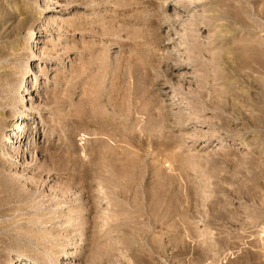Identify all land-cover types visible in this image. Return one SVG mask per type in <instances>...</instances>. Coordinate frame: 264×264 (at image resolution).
Masks as SVG:
<instances>
[{
  "label": "rangeland",
  "instance_id": "1",
  "mask_svg": "<svg viewBox=\"0 0 264 264\" xmlns=\"http://www.w3.org/2000/svg\"><path fill=\"white\" fill-rule=\"evenodd\" d=\"M0 264H264V0H0Z\"/></svg>",
  "mask_w": 264,
  "mask_h": 264
},
{
  "label": "bare ground",
  "instance_id": "2",
  "mask_svg": "<svg viewBox=\"0 0 264 264\" xmlns=\"http://www.w3.org/2000/svg\"><path fill=\"white\" fill-rule=\"evenodd\" d=\"M12 138V137H11ZM12 142H15V143H17V140H15L14 138L12 139ZM6 146H8V145H6ZM8 150V149H7Z\"/></svg>",
  "mask_w": 264,
  "mask_h": 264
}]
</instances>
